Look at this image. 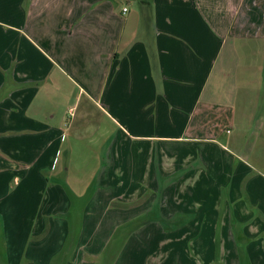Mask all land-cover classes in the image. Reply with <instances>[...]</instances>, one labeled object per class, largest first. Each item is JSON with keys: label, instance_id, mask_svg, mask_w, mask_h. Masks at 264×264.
Segmentation results:
<instances>
[{"label": "crops", "instance_id": "obj_1", "mask_svg": "<svg viewBox=\"0 0 264 264\" xmlns=\"http://www.w3.org/2000/svg\"><path fill=\"white\" fill-rule=\"evenodd\" d=\"M124 1L0 0V259L264 264V0Z\"/></svg>", "mask_w": 264, "mask_h": 264}, {"label": "rangeland", "instance_id": "obj_2", "mask_svg": "<svg viewBox=\"0 0 264 264\" xmlns=\"http://www.w3.org/2000/svg\"><path fill=\"white\" fill-rule=\"evenodd\" d=\"M121 1L126 6H128L130 9H137L138 7L137 2H133V1L125 2L124 0H121ZM59 89H60L59 92H58V89L56 90V92H54L53 90L51 91L55 93V95L60 93L61 96L64 97L63 81ZM63 104L64 102L53 104L52 107H56L55 111L57 110L59 113H62L61 111H59V108L62 107ZM72 104L75 105L72 108V110H69L67 106L63 107V112L65 111V113H64V116H62V119L60 120V124H59L60 129H64V124L65 125L69 124V121H70V126L73 125L76 127V130L75 131L73 130V132L70 133L69 139L67 138L66 140L67 143L73 144V148L70 149V158L75 161V163H72V166L70 167L71 173L73 174V176L72 175L70 176H72V178L75 179L77 176L80 175L83 178L82 180L84 182H88V184L91 185V181H92L91 171L93 168L91 160L93 159L94 161H96L95 156H97V154L100 155L99 158H101L103 154L106 152V150L99 151L98 149L94 147L93 144L90 143V140L93 139V136L94 137L98 136L100 139H102V135L94 134L92 136L91 131L85 132V128L89 127L90 129L91 126L95 127V126H98L99 124H106V119L100 111H97L98 109H96L97 107L94 105V103L87 100L84 96H80L76 100V102H73ZM85 111H88V114H87L88 116L86 118L83 117V113ZM83 125H84V129H83ZM59 153L57 156L58 161L62 157L61 155H64V157H67L65 156L67 155V152L65 150H62V154L61 152ZM83 158L87 159L90 163H85V164L80 165V161ZM79 167L82 169V171L77 169ZM78 171H81V173L79 174ZM90 192H91V189H89V191L87 190V194L84 197V199H87L90 197ZM71 229H72V226H71ZM124 231H125L124 229L118 230V232H124ZM71 233H74V232H70L69 234ZM220 250H221L220 246H218L217 252H219ZM103 262H104V259H103ZM0 264H3V261L1 259H0Z\"/></svg>", "mask_w": 264, "mask_h": 264}, {"label": "trees", "instance_id": "obj_3", "mask_svg": "<svg viewBox=\"0 0 264 264\" xmlns=\"http://www.w3.org/2000/svg\"><path fill=\"white\" fill-rule=\"evenodd\" d=\"M121 229H124V233H130L132 230L130 228H128L127 226H124L123 228ZM118 232V231H117Z\"/></svg>", "mask_w": 264, "mask_h": 264}, {"label": "built area", "instance_id": "obj_4", "mask_svg": "<svg viewBox=\"0 0 264 264\" xmlns=\"http://www.w3.org/2000/svg\"><path fill=\"white\" fill-rule=\"evenodd\" d=\"M123 11H126V8H124Z\"/></svg>", "mask_w": 264, "mask_h": 264}]
</instances>
